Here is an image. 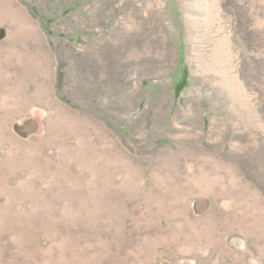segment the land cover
<instances>
[{
  "label": "rangeland",
  "instance_id": "rangeland-1",
  "mask_svg": "<svg viewBox=\"0 0 264 264\" xmlns=\"http://www.w3.org/2000/svg\"><path fill=\"white\" fill-rule=\"evenodd\" d=\"M0 143V264H264V0H0Z\"/></svg>",
  "mask_w": 264,
  "mask_h": 264
},
{
  "label": "trees",
  "instance_id": "trees-1",
  "mask_svg": "<svg viewBox=\"0 0 264 264\" xmlns=\"http://www.w3.org/2000/svg\"><path fill=\"white\" fill-rule=\"evenodd\" d=\"M182 90V83H179V85H177L176 87V94H180Z\"/></svg>",
  "mask_w": 264,
  "mask_h": 264
},
{
  "label": "bare ground",
  "instance_id": "bare-ground-1",
  "mask_svg": "<svg viewBox=\"0 0 264 264\" xmlns=\"http://www.w3.org/2000/svg\"><path fill=\"white\" fill-rule=\"evenodd\" d=\"M184 17V16H183ZM208 21V20H207ZM127 112V111H126ZM1 144V143H0Z\"/></svg>",
  "mask_w": 264,
  "mask_h": 264
}]
</instances>
